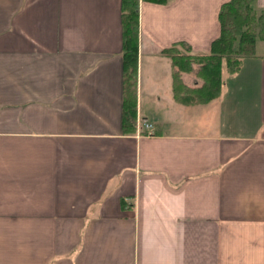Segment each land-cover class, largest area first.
I'll return each instance as SVG.
<instances>
[{
    "label": "crops",
    "instance_id": "obj_1",
    "mask_svg": "<svg viewBox=\"0 0 264 264\" xmlns=\"http://www.w3.org/2000/svg\"><path fill=\"white\" fill-rule=\"evenodd\" d=\"M227 1L139 0L127 134L122 0H0V264H264V40L203 103L161 53Z\"/></svg>",
    "mask_w": 264,
    "mask_h": 264
},
{
    "label": "trees",
    "instance_id": "obj_2",
    "mask_svg": "<svg viewBox=\"0 0 264 264\" xmlns=\"http://www.w3.org/2000/svg\"><path fill=\"white\" fill-rule=\"evenodd\" d=\"M165 3L167 0H150ZM253 0H229L219 12L220 34L207 53H193L186 42H177L161 53L169 56L173 65L174 97L185 103L208 102L217 97L222 85V65L229 72L239 68L241 58L251 55L257 39L264 40V10L256 14ZM123 103L121 125L125 133L136 130V79L139 36V0H122ZM257 27V28H256ZM193 72L201 83L189 87L181 73ZM124 205V201L122 200Z\"/></svg>",
    "mask_w": 264,
    "mask_h": 264
},
{
    "label": "built area",
    "instance_id": "obj_3",
    "mask_svg": "<svg viewBox=\"0 0 264 264\" xmlns=\"http://www.w3.org/2000/svg\"><path fill=\"white\" fill-rule=\"evenodd\" d=\"M142 128L147 130V129L151 128V124L146 122V121H143L142 125H139L140 131H142Z\"/></svg>",
    "mask_w": 264,
    "mask_h": 264
},
{
    "label": "rangeland",
    "instance_id": "obj_4",
    "mask_svg": "<svg viewBox=\"0 0 264 264\" xmlns=\"http://www.w3.org/2000/svg\"><path fill=\"white\" fill-rule=\"evenodd\" d=\"M255 11V10H254ZM256 12V11H255ZM260 12H256V14H259ZM257 28V27H256ZM191 74H193V73H191ZM195 76V75H194ZM195 78H197V79H199L197 76H195ZM199 81H201V79H199ZM201 83V82H200ZM199 83V84H200Z\"/></svg>",
    "mask_w": 264,
    "mask_h": 264
}]
</instances>
